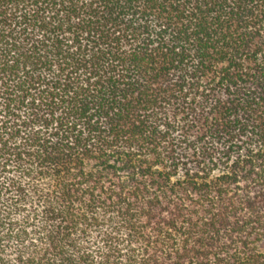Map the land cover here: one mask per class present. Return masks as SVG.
Masks as SVG:
<instances>
[{"label": "trees", "instance_id": "trees-1", "mask_svg": "<svg viewBox=\"0 0 264 264\" xmlns=\"http://www.w3.org/2000/svg\"><path fill=\"white\" fill-rule=\"evenodd\" d=\"M0 264H264V0H0Z\"/></svg>", "mask_w": 264, "mask_h": 264}]
</instances>
